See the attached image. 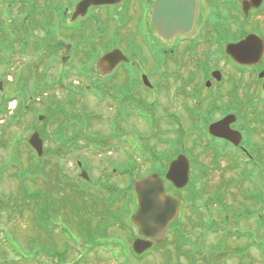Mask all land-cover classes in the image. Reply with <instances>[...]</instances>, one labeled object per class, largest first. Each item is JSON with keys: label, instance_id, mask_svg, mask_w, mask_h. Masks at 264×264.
Segmentation results:
<instances>
[{"label": "rangeland", "instance_id": "374dc122", "mask_svg": "<svg viewBox=\"0 0 264 264\" xmlns=\"http://www.w3.org/2000/svg\"><path fill=\"white\" fill-rule=\"evenodd\" d=\"M0 9L4 16H8L9 9L7 6L1 4ZM256 22L264 23V10L260 12V15L252 18L249 21L250 24H246V28L249 29V26H252ZM15 49L13 47L11 50L7 45L3 46L0 50V76L14 71L13 74L7 75L11 83L6 86L5 90L0 92V104L4 103L9 96L14 97L8 102L7 107L4 106L5 111L0 113V132L8 123L11 124L6 133H4V136L0 137V164L11 162L12 158L18 163L23 162L25 164L24 168L29 169V176L32 172V176L26 177L23 183L30 190H36L40 187L38 193L41 195L40 199L42 203L47 200L48 190L59 189L60 202L63 201V206L67 205L65 198L72 199L73 189L75 190V187H78L72 183V180L76 176L80 177L81 170L83 169L87 170L90 178L87 181L85 180L86 182L82 181V186L87 188L90 184L93 185V188H89L91 190L90 194H92L93 189L95 190L94 186H97L96 188H101L104 191L108 190L109 193H116L119 198H116L117 202L121 200L126 201L128 200L129 194L127 193L129 192L128 187L131 182L134 185L135 180L141 178V176L164 170L168 162L176 156L173 152L176 146L173 148L174 146L170 143L160 141L162 136L170 135L166 133L162 135L163 129L169 128V122L165 120H156L154 122L157 111L155 107L149 106L146 101L143 103L131 101L129 104L132 113L123 126L124 136L121 141L128 149L123 150L122 145H119L120 139L116 136L109 137L107 141H100V138L104 135H110L113 130H118L121 134L123 132L121 126L109 120L110 111L105 103V98L103 100L97 99L93 94V89L90 91L86 88L85 85H93V82H95L93 79H96L95 76L88 77L82 75L80 83L74 85L72 82L74 78H70L67 74L61 77V80L62 70L55 64V61H49L43 67H39L45 61L41 56L28 54L26 51L23 52L21 51L22 48L15 53ZM31 49L32 44L29 46V50ZM8 52H11V57L8 55ZM147 71L151 73L153 80H159V76L156 73L151 72L149 69ZM19 73H22L25 76L24 79H27L23 82L29 91L28 98H25L18 91L21 87L16 81ZM73 85L78 90L75 97L72 96L69 89V86L72 88ZM252 88H255V85H252ZM133 91H136V89L134 88ZM259 91L260 94L263 93L262 89ZM137 93L143 98L149 95L148 92L145 93L142 90ZM159 93L162 99H167L164 88ZM96 95L98 96V94ZM18 99L23 103L24 109L22 113L24 114L15 116V114L12 115V112L16 111L15 106L18 103ZM64 103L68 106V113L59 115L56 113V108L58 105ZM262 106V104H259L258 111L256 113L253 112V114L263 116L264 106ZM247 109L248 107L243 105L242 110L244 113L250 114V112L246 111ZM160 115L168 117L165 107L162 108ZM40 116H43V120H40ZM10 118H12V122H10ZM64 120H66V123L68 121H77L78 125H72L66 132H59V128L69 125L65 124ZM185 124L188 127L192 126L191 122H185ZM262 128L264 129V127ZM35 131H38L44 138L46 148L37 166H34L36 162L34 160L35 153L32 154V150L27 144L28 139ZM255 135L260 137L257 139L258 144L260 146L264 145V133L259 134L257 132ZM62 137L72 138L71 144L78 142V139H80L79 143L83 146L77 143L74 148L65 147L63 146L65 142ZM17 139H20L19 145L17 151H14L15 145L13 146L12 143L14 144ZM110 139L114 143L110 142ZM148 143L151 145L155 144V153L153 155L144 153L137 155L140 151L137 149L138 152H136L134 149ZM111 144L113 149L111 148ZM95 145H101L105 149L99 148L94 150L91 146ZM166 148H169V151H165ZM59 149H62V153L60 154ZM55 150L56 152L54 153ZM157 153H162L163 155L158 157ZM79 161L81 162L80 166H78ZM133 165L135 167L131 168ZM40 166L47 170L50 178L40 174ZM121 170L126 171L123 172ZM130 170H132L131 174ZM192 172V185L185 191L178 193L183 204L179 219L187 236H181L180 241L189 237L192 242H196V245L184 246L179 250L175 232H172L168 236L166 245L160 248L155 247L144 255H137L133 251L132 243L138 236V232L130 224L131 215L137 209L136 197V205L130 209L131 211L126 219L127 224L119 216L117 218L118 221L111 223L106 229H104V226H100V229L105 234L103 241L108 242V247L114 249L116 256L123 255L125 261L130 264H169L170 262L176 263L179 260L183 264H190L195 259H197V264H201L203 260L213 262L214 264H220V260H222L221 264H264V226L260 224V216L251 217L249 215L244 218L242 215L243 219L240 220V224L236 225V219L230 217L231 211L229 212L230 207L228 205L229 200L232 199L233 203L231 202V204L233 205L230 210L234 208V211L241 210L242 212L249 210L246 211L244 208H255L258 205L251 196L260 195L264 197L263 163L259 162L257 168L254 169L240 165L232 170L228 168V162L223 160L220 162L217 170L196 169ZM105 174H116L115 178H113L114 181L112 178H109V175L105 177ZM36 175H38V178L34 182L33 180ZM18 178L12 177L11 170L7 169L3 174V180L0 182V194L6 193V195H10L12 193L13 196H18L17 201L21 202L22 194ZM219 188H223L222 192L220 195L215 196L214 192ZM236 188H241V190L238 192ZM53 196L57 199L58 193L54 192ZM195 196L197 197L196 201L193 200ZM223 196L228 207L226 212L217 211L218 204L216 200L222 201ZM109 197V195H106V197H102L101 199L108 201L106 199ZM33 202L31 201V203ZM94 202L95 200L89 199L87 203L89 206L92 205L94 207ZM193 206H195L194 211L192 210ZM66 209L72 215L73 210L71 207L67 205ZM93 210L92 207H89L90 212H93ZM60 212H63V209ZM219 212L222 213L219 214ZM226 214H229L230 218L224 219V215ZM18 215L12 218L13 220L10 223L5 221V219H0L3 221L0 222V264H3V258L12 260L10 264H13V260L15 264H55L48 257L44 258L41 255L35 257L31 251L34 245V237L38 235L39 238L44 233L39 230L30 210L28 211V209L24 208L23 217L19 218ZM74 217V220L78 224V217ZM102 218L104 221L110 220L107 216L103 217L102 215ZM52 222L57 226L64 225L63 219H60L58 215ZM212 227L216 229V232L210 229ZM221 228L224 231L228 230L234 233L227 237V241L224 238V243L226 244L225 252L222 257H219L222 253H216L215 246L224 237L225 232ZM60 231V228H56L53 237L57 242L56 247L61 249L63 247V237ZM72 236L76 241L78 240L74 234ZM30 239L33 245L30 244ZM4 242L12 245L15 251ZM249 244L252 245L249 246ZM106 248L107 246L103 249ZM80 249L78 252L75 250L70 251V260L86 254L88 246L82 245ZM238 250H241L242 258H239ZM124 251L127 254L126 252L124 254ZM2 252H5V255ZM88 263L117 264L118 262L113 253L107 254L101 251L98 254L96 252L93 253Z\"/></svg>", "mask_w": 264, "mask_h": 264}, {"label": "flooded vegetation", "instance_id": "af4514ba", "mask_svg": "<svg viewBox=\"0 0 264 264\" xmlns=\"http://www.w3.org/2000/svg\"><path fill=\"white\" fill-rule=\"evenodd\" d=\"M84 1L0 0V5L9 9L8 16L0 9V50L8 45L11 50L16 48L15 53L22 48L23 52L41 56L45 61L39 67L55 61L62 70L60 78L67 74L74 78V85L80 83L82 75H94L93 85L85 86L93 89L97 99L105 98L109 120L121 126L123 132L113 130L110 137H119L123 150L128 149L121 141L123 126L132 113L129 104L146 101L158 112L154 121L169 122L165 130L176 146L173 152L188 157L190 171L217 170L223 160L232 170L240 165L254 169L262 162L264 171V145L258 144L260 137L255 135L264 133V115H254L249 108L246 111L250 114L242 110L249 100L264 106V77L260 76L264 72V53L258 63L241 65L227 52L228 44L237 43L250 33L259 35L264 43V23L256 22L246 28L264 10V0L258 7L249 6L247 13L244 2L249 0H197L199 15L194 28L170 38L164 37L153 21L155 5L161 0H104L86 7ZM78 6L84 13L73 19ZM115 49L121 50L126 59L111 73L103 74L99 58ZM148 69L159 80H153ZM74 85L69 86L73 97L78 93ZM134 88L149 95L140 97ZM162 88L167 99L161 98ZM164 107L168 117L160 115ZM229 115L236 116L230 127L241 134L238 144L209 131L211 124ZM169 183L165 179L167 192L175 194ZM251 198L258 205L244 208L249 209L247 212L230 210V199V217L260 216L264 226V197ZM224 200L223 196L222 212L228 208ZM228 218L229 214L224 215V219ZM2 262L10 264L12 260L3 258Z\"/></svg>", "mask_w": 264, "mask_h": 264}, {"label": "trees", "instance_id": "16d2710c", "mask_svg": "<svg viewBox=\"0 0 264 264\" xmlns=\"http://www.w3.org/2000/svg\"><path fill=\"white\" fill-rule=\"evenodd\" d=\"M8 59V58H4ZM6 61V60H5ZM10 74L9 72L6 73L4 76H0V79H3L5 82H8L7 80V75ZM20 88L19 92L25 97L28 98L29 91L27 90V87L24 85V82L20 83ZM14 97L9 96V98H6L7 100L4 101V103L0 104V113H3L5 111L4 106H8V102H10ZM17 106H16V111L12 113V115L15 114L17 115H23V103L18 100L17 101ZM23 107V108H22ZM67 105L60 104L56 108V113L59 115H64L68 113L67 110ZM73 108L72 106H69ZM247 107L249 108L251 113H256L258 109V105H254V103H251V100L248 101ZM1 115V114H0ZM68 116V115H67ZM14 117V116H13ZM53 117V116H52ZM54 118V117H53ZM62 120V119H61ZM10 122H12V118H10ZM65 124H69L65 127L59 128V132H66L69 127H72V125L77 126L78 122L77 121H68L66 123V120H64ZM11 126L10 123H8L0 132V137L4 136V133H6L7 129ZM82 126V125H81ZM83 128V127H82ZM64 140V145L63 146H69L70 147H75L77 142L71 144V139L70 137H62ZM169 140L171 143V137L170 135L168 137H163L160 139L161 141ZM20 139H17L14 144V151H17L18 145H19ZM181 141V139L178 138V143ZM90 143V142H89ZM11 144V143H10ZM91 144V143H90ZM94 150L99 149L100 147L98 145L91 146ZM90 148V147H89ZM140 151L139 153H144V154H151L153 155L155 153L154 149L155 146L154 144H143L142 147H137L134 149V151ZM32 150V149H31ZM133 151V152H134ZM35 152L32 150V154ZM60 153H62V149H60ZM59 153V154H60ZM158 157H161L163 154L160 153L158 154ZM15 156V155H14ZM16 157V156H15ZM14 157V158H15ZM40 159L42 157H38L35 154L34 160H36L34 166H37ZM15 160V159H14ZM13 158L11 159V162L8 163H2L0 164V182L3 180V174L7 169L13 168L14 171H11V175L15 177H19V182H20V191L22 194V201L18 202V196H13L11 193L10 195H6L5 193L0 194V219H5L8 223H10L15 216L17 217L18 213H20L19 218L23 217V209H28L30 210L32 217L34 218L35 222L37 223L39 230H41L44 235L34 237V245L30 239V244L33 245V248L31 249L32 253L34 254L35 257L37 256H44L48 257L52 262L55 264H89L88 260L90 259V256L93 253H100L101 251L106 252L107 254L113 253L116 261L118 262L117 264H130L129 262L125 261V258L122 256H116L114 253V249L108 247V242H104L103 240L105 239V234L103 230L100 229V226H104V229L111 223H115L118 221L117 218L121 216V220H125L128 218V214L131 211L130 209L136 205L135 202V193L133 190V184L132 182L129 184V196L128 200L120 201L117 202L116 198H118V195L116 193L111 192L109 193L108 190H102L101 188H96L95 190L93 189L92 194H90L91 190L89 188H93V185H89V187L85 188L82 186V181L86 182L85 180L81 179L80 177H75L72 180V183L75 186V190L73 189V194L71 195L72 199L65 198V203H67L68 206L71 207L72 215H70L69 211H67L66 207L67 205L65 204L63 206L62 202H60L59 199V189H54L53 191H47L48 197L47 200L42 203L41 202V195L38 193L39 188L36 190H30L29 187H26L25 184L23 183L24 179L29 176L30 172L28 173L29 169L24 168L25 164L18 163L14 161ZM32 164V163H31ZM134 168V166H132ZM39 171L41 172L40 174H43V176L49 177V173L47 170L40 166ZM132 170H130V174ZM19 172V173H18ZM44 172V173H43ZM23 173V174H22ZM58 174V173H57ZM38 175L35 176V179L33 180L34 182L37 181ZM109 178H113V176H109ZM33 179V177H31ZM99 180V179H98ZM192 184V183H191ZM25 186V187H24ZM57 192L58 196L56 197L57 199L54 198L53 193ZM108 194H107V193ZM18 193V192H17ZM78 195H77V194ZM80 195V196H79ZM106 195H109L110 197L107 198L104 201L101 199L102 197H106ZM10 196V197H9ZM63 198V197H62ZM89 199L95 200L94 202V207L87 203ZM193 200H197V197L195 196ZM31 201H34L31 203ZM24 202V204H23ZM81 202V204H80ZM89 207H92L94 210L93 212L89 211ZM61 209H63V212H60ZM57 215L59 216L60 219H63V226H57L55 223L52 221L56 219ZM103 217H108L110 220L104 221ZM74 216L78 217L79 222L77 224V221L74 220ZM74 217V218H73ZM76 219V218H75ZM0 222H3L0 220ZM12 224V223H11ZM127 224V222H126ZM56 228H60V233L63 237V247L60 249L56 247V239L53 237L54 235V230ZM62 228V229H61ZM212 231H215L214 227L210 228ZM172 232H175V237L177 239V244L179 245V250H181L182 247L188 246V245H196V242H192L191 239L188 237V239H185L183 241L181 240V236H186V233L184 232V228L181 226L178 221L173 223L172 225ZM72 234L75 235L78 240L76 241ZM187 237V236H186ZM87 245L88 250L86 254L83 256L75 257L70 260L71 257V250L75 251H80L81 247ZM105 246H107L106 249H103ZM225 247L226 245L221 241L218 245L215 246L216 253H222L219 255V257L223 256V253L225 252ZM160 248V247H157ZM99 250H101L99 252ZM73 252V251H72ZM126 251L123 253L125 254ZM239 253V256L242 257L241 255V250L237 251ZM127 254V252H126ZM141 256V255H140ZM113 257V256H112ZM43 259V258H42ZM121 260V261H120ZM193 260V259H192ZM221 261L219 263L221 264ZM43 262V261H42ZM169 264H183L181 260H179L176 263L170 262ZM190 264H197V259L193 260ZM201 264H214L213 262H208L207 260H203Z\"/></svg>", "mask_w": 264, "mask_h": 264}, {"label": "water", "instance_id": "95a60500", "mask_svg": "<svg viewBox=\"0 0 264 264\" xmlns=\"http://www.w3.org/2000/svg\"><path fill=\"white\" fill-rule=\"evenodd\" d=\"M104 0H85L83 6L90 3H104ZM262 0L245 1V12L251 5L259 6ZM197 0H161L155 5L153 21L162 35L170 38L179 32H188L194 28L198 18ZM80 6V5H79ZM77 7L73 19L84 13V9ZM227 52L240 64L249 65L258 63L264 53V43L262 38L250 33L237 43L227 45ZM126 59L122 51L115 49L104 54L98 62L101 71L110 73L119 62ZM264 77V72L260 73ZM4 83L0 81V90H3ZM264 88V84H263ZM236 118L235 115H229L219 122L210 125V132L225 137L235 144L241 139V134L230 127V123ZM43 119V116H40ZM30 145L41 156L44 152L43 139L38 132H34L30 139ZM81 176L89 178L84 170ZM166 177L178 189L184 188L190 178L189 161L183 154L178 155L169 165ZM135 191L138 200V209L132 215V220L139 228L141 237L133 242V249L137 254H142L151 248L154 244H163L166 240V232L170 223L177 218L180 209V200L177 196L167 194L163 178L155 172L151 175L135 181Z\"/></svg>", "mask_w": 264, "mask_h": 264}]
</instances>
